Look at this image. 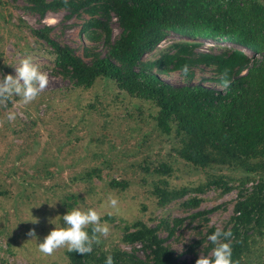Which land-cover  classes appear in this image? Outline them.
I'll return each instance as SVG.
<instances>
[{"label": "rangeland", "instance_id": "1", "mask_svg": "<svg viewBox=\"0 0 264 264\" xmlns=\"http://www.w3.org/2000/svg\"><path fill=\"white\" fill-rule=\"evenodd\" d=\"M89 19L65 10L40 17L25 0H0V264H70L73 249L91 253L86 264L115 250L144 261L148 252L140 243L123 241L135 224L154 229L179 260H204L213 253L211 241L220 243L234 226L237 203L256 189L264 198V167L194 166L176 154L174 132L156 128L151 102L106 79L73 88L33 30L49 27L53 40L89 62L93 53L107 52L101 29L93 28L96 40L83 30ZM111 29L115 40L116 19ZM185 44L197 45L195 53L230 47L260 59L230 43L169 33L142 62ZM194 71L197 83L211 77L207 68ZM162 78L183 83L177 71ZM162 164L169 173L155 172ZM95 169L99 176L87 178ZM113 180L125 188L111 186ZM156 187L179 195L159 203ZM238 234L241 263H264V214L258 226Z\"/></svg>", "mask_w": 264, "mask_h": 264}, {"label": "trees", "instance_id": "2", "mask_svg": "<svg viewBox=\"0 0 264 264\" xmlns=\"http://www.w3.org/2000/svg\"><path fill=\"white\" fill-rule=\"evenodd\" d=\"M28 10L43 17L46 12L81 11L90 17L83 30L92 39L101 29L104 55L93 53L86 62L67 45L49 35V27L33 30L36 38L52 50L57 72L73 88H90L97 79L112 82L131 97L151 102L157 108L156 128L166 135L174 132L179 143L176 154L194 166L244 165L247 171L264 167V6L255 0H25ZM120 33L112 38L111 22ZM169 33L212 39L260 55L248 57L236 48L214 53H195L197 45H179L178 51L148 63L143 55L156 48ZM209 69L211 77L195 82V68ZM179 72L183 83L172 84L162 76ZM210 82L218 86L204 85ZM166 164L156 173H169ZM95 169L87 178L99 176ZM218 184V183H217ZM125 188L126 183L112 181ZM159 203L178 196L156 187ZM253 190L235 207V224L220 243L211 241L213 253L201 261L179 260L163 245L154 229L135 224L123 237L140 243L148 252L141 260L134 253H101L98 264H242L244 243L238 231L255 227L264 214V198ZM196 203V202H195ZM70 264H86L91 253L80 249L67 252ZM264 264V263H262Z\"/></svg>", "mask_w": 264, "mask_h": 264}]
</instances>
